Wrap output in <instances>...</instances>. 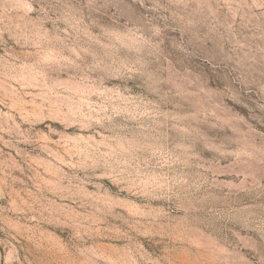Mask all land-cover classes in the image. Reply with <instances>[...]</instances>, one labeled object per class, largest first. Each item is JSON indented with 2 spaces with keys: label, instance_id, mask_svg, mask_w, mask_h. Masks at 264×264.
<instances>
[{
  "label": "rangeland",
  "instance_id": "obj_1",
  "mask_svg": "<svg viewBox=\"0 0 264 264\" xmlns=\"http://www.w3.org/2000/svg\"><path fill=\"white\" fill-rule=\"evenodd\" d=\"M0 264H264V0H0Z\"/></svg>",
  "mask_w": 264,
  "mask_h": 264
}]
</instances>
